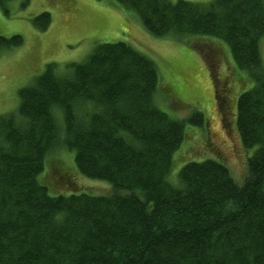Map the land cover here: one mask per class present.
<instances>
[{"label": "trees", "instance_id": "16d2710c", "mask_svg": "<svg viewBox=\"0 0 264 264\" xmlns=\"http://www.w3.org/2000/svg\"><path fill=\"white\" fill-rule=\"evenodd\" d=\"M118 1L156 37L229 46L234 73L252 82L235 112L246 175L212 158L174 173L189 133L157 105L156 64L127 42L100 44L70 74L48 64L18 91L17 111L0 115V264H264V0ZM33 20L51 24L48 12ZM22 43L0 36V48ZM62 150L77 175L110 190L59 183Z\"/></svg>", "mask_w": 264, "mask_h": 264}, {"label": "rangeland", "instance_id": "374dc122", "mask_svg": "<svg viewBox=\"0 0 264 264\" xmlns=\"http://www.w3.org/2000/svg\"><path fill=\"white\" fill-rule=\"evenodd\" d=\"M188 1L209 6L212 0ZM43 12L50 13L51 24L40 31L33 19ZM13 35H20L23 43L0 48V115L17 111L18 91L32 86L48 64L67 75L100 44L124 41L156 64L157 105L171 118L185 119L189 135L173 156L174 173L189 161L212 158L226 164L237 181L246 175L248 151L236 132L235 112L239 95L252 82L245 73H234L235 63L224 41L202 35L156 37L135 11L118 0H29L24 9L20 0H13L7 12L0 8V36ZM260 50L264 68V37ZM199 118L203 124L195 122ZM59 153L65 164L53 166L59 183L95 194L110 190L105 181L77 175L73 158L64 150Z\"/></svg>", "mask_w": 264, "mask_h": 264}]
</instances>
